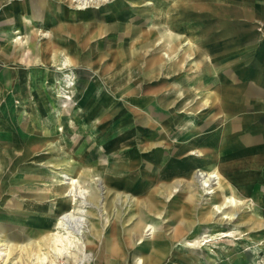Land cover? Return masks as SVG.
Returning a JSON list of instances; mask_svg holds the SVG:
<instances>
[{"label":"rangeland","instance_id":"obj_1","mask_svg":"<svg viewBox=\"0 0 264 264\" xmlns=\"http://www.w3.org/2000/svg\"><path fill=\"white\" fill-rule=\"evenodd\" d=\"M33 1L35 0H7L0 6V13H5L4 18L0 20V33L8 37V42L4 41L3 45L11 44L10 52L15 55L18 51V59L13 62H7L5 58L2 64L0 58V71H5L9 80L20 84L14 90L0 88V159L3 167L0 171V215H32L35 217L32 221L34 224L40 222L48 224L47 222L50 221L47 219L48 216H73L64 218L63 230H60L63 223L58 228L61 233L76 230L80 225L85 226L89 221L96 222L100 230L107 226L114 216L109 208V191L115 182L107 171L110 119L101 121L102 117H94L93 113L89 114L94 110H102L106 116L115 109L122 108L123 104L134 108L139 97L146 96L143 92L120 94L119 89H115V85L124 86L125 79L129 78L126 77L128 74L126 70L139 68V62H134L133 66L130 62L127 61L125 64V61L121 60L116 61L115 66L111 63L112 65L101 74L105 82V87L102 82V88L93 86L97 77L92 74L86 77L83 74V67L82 69L74 67L69 62L67 53L63 51H58L57 54L49 52L47 56L55 55L58 60L47 66L39 62L33 65L28 63L27 58L32 55V48L27 49L30 40L43 44L44 41L54 39L51 23L45 21L53 18L51 11L58 19L62 16L61 11L55 7L63 8L64 12L65 10L70 12L68 21L72 24L83 22L78 12L99 10L97 12L99 13L115 10L120 14L123 11L126 12L127 14H123L120 18L125 19L127 16L129 24L145 27L148 31L157 30L159 32L166 29L171 30L168 27V23L171 22V28L176 33L175 22L187 25L193 21L203 22L207 19L218 18L225 23V26H230L232 33L222 49L219 47L215 49L213 61L222 65L227 74L237 76L236 85L232 87L238 94H245L229 103L225 101L227 96L225 93L223 95L218 93V99L221 100V114L224 117L220 126L228 131L224 137L221 133H216L219 128L215 127L216 124L213 121L205 119L207 105L197 111L184 110V108L175 110L173 118L179 117L186 124L183 127L176 126L168 136L171 153L176 154L184 148V159L192 166L194 172L189 178L180 177L177 180L179 185L175 183L176 189L173 190V195L169 199L166 198L167 196L163 197L165 204L160 207L156 206L151 213H148L149 220L143 227L148 226L149 229H153L149 231L145 229L143 235L144 239L150 243V248L160 249L159 252H153V255L150 254L151 252L148 253L153 257L150 264H264V163L259 166L254 165L253 168L247 167L244 171L240 168L230 170V182L236 188L235 200L238 202L236 201V207L225 208L223 212L229 214L237 212L238 216L227 220L231 216H223L222 212L215 214L216 207L222 204L225 196H230L220 188V184L213 185L212 190L215 189V192L212 194H206V190L202 189L198 182L197 187L195 185L192 190L187 188L193 184L194 177L198 181L196 172L205 171L201 164L205 165L215 161L211 157L212 153L196 152L193 148H186L187 140L189 142L198 140L201 144L209 142L211 145L213 136H215L213 140L217 143L222 140V144L216 143L215 145L222 150L223 154L231 156L238 154L239 151L250 153L249 148L252 145L261 143V136L264 135V83L263 81L260 83L259 80L261 78L264 80V0H204L208 6L216 10L211 17L196 19L188 16V10L172 5L174 0H143L145 4L147 3L143 9H146V13L151 12L148 13L150 18L148 21L146 13L141 11L142 7L131 3L132 0H43L41 6H47L50 12L37 11L36 13L38 15L40 13L42 19L39 21L31 19L28 13L16 15L9 11L11 8L18 9L20 12L31 11L35 8L32 6ZM198 1L203 2V0ZM40 3L38 0V5ZM208 6H205V9L202 7L199 9L204 12ZM100 13L111 18L109 13ZM115 22L117 18L114 15L109 23ZM119 33L121 30L105 32L95 41L99 43L104 39H111L108 49L113 55L116 49L126 43L123 38L117 37L116 41H113L114 36ZM177 34L182 37L187 36L183 31ZM187 34L192 37L189 30ZM55 40L61 43L68 41L65 38ZM128 42H131V39ZM69 43L71 44V41ZM187 43V40L180 43L175 55L180 51L183 52L189 45ZM191 43L198 48L193 37ZM151 50L152 48L149 51ZM86 51L83 52L87 55ZM164 51L162 50L163 53ZM204 52H201V56L194 55L187 58L183 63V68L174 74L168 76L160 74L155 79L146 82L148 84L169 82L173 76L176 81L185 80L196 71L189 69L204 62L203 57L208 54ZM172 59L173 56L168 57L167 61ZM110 62L111 60L102 59L96 64V69L104 71ZM205 66L206 64L202 67L204 70H212L210 66L206 68ZM240 73H243V76H240ZM255 77L256 80H254ZM85 80L88 85L93 86L92 92L88 91V88H82L81 81ZM177 85L174 87L169 84L166 90L167 95L171 98L175 92L179 91L177 88L190 91L192 97L186 98L187 103L184 107H191L188 103L190 101L195 103L200 100V95L195 92H209L213 89L203 85L196 87L192 83L189 88L180 85L179 82ZM237 85L242 86L243 90ZM220 91L230 92L226 88ZM86 92L88 95L85 94ZM84 94L86 101L92 107L89 111L85 99L83 103L86 106L83 105V107L77 100V97H84ZM143 99L140 101L143 108L152 106L156 100L153 97ZM182 100L183 95L178 98V101ZM118 111L120 113L118 116L124 114L128 117L126 112ZM170 116L172 115L167 114V118ZM226 117L232 122H223L226 121ZM232 126L234 129L231 131L229 129ZM46 130L48 134H45ZM140 137L139 134H135L129 139L131 141L130 152L140 147L142 143ZM34 146H36L35 149ZM118 150L119 148L116 147L113 152ZM24 151H28L26 156H23ZM135 155L133 154V157ZM12 160L16 161L15 164ZM137 167L134 166L133 170ZM97 170H100L101 174L97 173ZM37 175L45 177L39 179ZM31 178L34 180L31 181ZM71 179L77 180L75 187L77 195H74ZM119 180L122 182V178ZM118 188L117 193L123 191V188ZM30 189L42 192L46 197L31 199ZM10 190L13 195L8 194ZM167 190L171 191L169 188ZM141 191V189L131 188L129 196H132L131 207L134 209L121 210L126 218L140 216L139 195H144ZM188 192L192 194L190 197ZM123 200L124 198L120 202L123 203ZM172 202L179 207L177 209L175 206L173 216L169 214ZM121 208L124 209V203ZM172 217L174 220L171 219ZM133 220L132 218L131 221ZM138 222L133 221L134 226ZM0 223L13 232L21 225L18 223L15 226H9L1 218ZM69 233L73 237L71 232L67 234ZM172 233L173 237H171ZM86 237L82 238L87 241L90 239V234H86ZM66 239L67 243L71 242L69 238ZM93 241L98 243L96 238H93ZM166 244H169L170 251H165L167 250L164 247ZM139 245L140 242L137 240L136 248ZM95 257L96 251L84 252L80 248V260L76 264L93 261Z\"/></svg>","mask_w":264,"mask_h":264},{"label":"crops","instance_id":"obj_2","mask_svg":"<svg viewBox=\"0 0 264 264\" xmlns=\"http://www.w3.org/2000/svg\"><path fill=\"white\" fill-rule=\"evenodd\" d=\"M6 1L7 0H0V6ZM39 2L41 3L38 5V0L33 1L32 6L35 8L31 11L23 10L22 12H20L18 9L16 10L14 8L9 9V11L16 13V15L28 13L31 19L39 21L42 19L40 17V13L39 15L36 13L37 11L50 12V9L47 6H41V4H43V0H39ZM203 2L205 5L203 4ZM203 2L198 0H174L171 4L176 5L179 9L188 10V16L192 19L200 17H211L214 14V10L216 9L208 6V3H206L204 0ZM131 3H136L138 5L137 7H142L141 11L143 10L146 13V9L143 8L147 3L145 4L143 0H132ZM205 6H208V9H206V11L204 12H201L199 8L202 7V9H205ZM55 8H58V11H61L62 16H59L58 19V17L51 11L50 13L53 14V18L50 20H46L45 22L48 21L51 23V26H49L53 31V40L65 38L68 41L67 43H64V41L63 43H61L59 40H47L44 41L43 44H38L33 42V40H30L27 49L30 50L29 48H32V55L27 58L28 63L33 65V63L37 64L39 62V64L45 63V65L47 66L51 62H55L58 60L57 56L55 55L53 57L47 56L49 52L57 54L58 51H63L67 53L69 62H71L74 67L80 69H82L83 67V74L86 77L90 76L91 74L97 77L96 83L93 86L102 88V82L104 87L105 82L101 74H103L110 67V65H112L111 63H113V65L115 66L114 63L121 60L125 61V64L128 61L133 66L134 62H139V68H131L130 70H126V74L128 73L126 77L129 78L125 79L124 86L118 87L115 85V89H119L118 92L120 94L124 93L128 95L130 93L137 94L143 92L146 93V96L142 98L139 97V100L137 101V103H135L134 108L123 104L122 108L115 109L109 115L107 114V117L104 116L105 112L102 110H94L89 115H92L93 113V115L95 114L94 117H102L101 121H104L107 118L110 119V135L108 139L109 157L107 163V171L110 173L113 180H115L114 183H118L120 189L123 188L122 192L118 191L120 194H123V197L124 195L129 196V193L126 192L127 189L131 190V188H133L135 190H142L141 194L143 193L144 195H140L139 200L140 216H128L127 218L123 216L121 210H125L128 208L127 203H124V209L120 208V216H112L111 221L107 226L103 227L100 230L98 229V224L96 222H87V225H83L82 227L81 237H79L80 235L75 236L74 238L76 240H74V238L72 237H68L71 241V244L67 245L68 248L61 249L57 253L53 250L47 249L46 240L47 237L52 234V232L59 231L58 226L61 216H48L47 219L50 220L49 222H47L48 224L41 222L34 224L32 223V221L35 219V217L32 215H0V218L3 219L9 226H15L16 224L21 223V225L17 227L14 232L13 230L7 229L3 224L0 223V241H6L5 243L9 244L11 248L13 247L15 249L13 251V261H16L18 264H36L39 261L38 258L40 255H43V258L45 260L52 258L54 253H57V255H61L64 252L68 254L70 264H76L80 260V248L84 252L96 251V257L93 261H83L82 264H150L153 257L149 256L148 253L151 252L150 254L153 255V252H159L160 249L150 248V243L144 239L143 232L145 227L143 228V225H147V222L149 220L148 213H151L156 206L160 207L165 204L163 200L165 198L163 197L167 196L166 198L169 199L173 195V190L176 189L175 183L177 184V186L179 185L177 180L180 177L186 176L184 178H189L194 172V170H192V166L184 159V148H182L176 154L171 153V144L168 142V136L172 132L173 128H175L176 126L183 127L186 124L185 121H183L179 117L173 118V113L176 109L181 108H184V110L197 111L207 105L205 119L213 121L214 124H216L215 127L219 128L216 133H221L224 137L225 133H227L228 131L227 129L225 131L223 127L220 126L224 117L221 114V100L218 99V93H221L222 95L225 93L227 95L225 97V101H228L229 103H232L233 99H236V97H242L245 94H238L237 92H235V89H233L234 87H232L233 85H236L235 82L238 79L237 76H234V74H227L222 65H219L213 61V53L215 49L217 47L222 49L224 43H227L226 41L231 37L232 31L230 29V26H225V23L218 18L214 20L207 19L203 22L193 21L188 23L187 25L175 22L177 28L176 33L171 28L172 22L168 23V27H170L171 30L166 29L163 31L161 30L160 32L157 30L148 31L147 29H145V27L129 24L127 16H125V19L120 18L121 16H123V14L127 13L123 11L120 14L115 10L114 12H110L108 10L100 11L109 13L111 15V18H109V16L107 15H103L100 12L97 13L99 10L78 12L79 17L83 19V22L72 24V22L68 21V13L70 12L65 9L64 10L66 12L62 11L63 8ZM148 13L151 12H147L145 15L147 21L150 19L148 17ZM4 15V12L0 13V20L4 18ZM114 15L117 18V22L109 23V21L114 18ZM74 18L72 17V19ZM53 19H55V21H53ZM113 30H121V33L114 36L113 41H116L117 37L123 38L126 43L119 49H116V51L113 52L114 54L112 55V53L108 49V46L112 41L111 39H104V41H99V43H96L95 40L101 34L105 32H111ZM188 30L192 34L194 41H196L198 44V48L196 50L194 44L191 43V35L187 34ZM179 31H183L187 36H180L179 34H177V32ZM130 39L131 42H128V40ZM185 40H187V44L189 45L184 49L183 52L180 51L179 54L175 55L178 45H180V43L182 44ZM4 41L8 42V37L0 33V58L2 64H4L5 58L7 62H13L18 59V51L15 52L16 55L13 52H10L9 47L11 46V44L7 43V45L5 46L3 45ZM70 41L71 44L69 43ZM154 41L156 42L153 43ZM205 47L208 48V50H206ZM151 48L152 50L150 52L149 50ZM162 50H165L164 53L162 52ZM205 50L209 53L207 55H204V62L200 63L198 66H195L192 69H189L191 66L188 67L189 70L196 71L191 76H188L185 80L178 79L179 81H176L173 76L171 80H169V82L161 81L152 84H148L146 82L155 79L160 74L166 76L174 74L175 72L183 68V63L187 58L194 55L201 56V52ZM83 51H86L87 55ZM193 51L195 52V54H193ZM148 52H150V54L147 55ZM171 56H173V59L168 62V57L170 58ZM102 59L111 60V62L110 64H108L104 71H99L96 69V64L99 63V61ZM209 63H214L219 72H217V70L216 72H212V70H204L202 68L205 64L206 66H209ZM126 67H128V65H126ZM210 75H216L218 79L213 85H208L203 82L206 79V76ZM240 76H243V73H240ZM254 80H256V77L254 78ZM262 81L264 83V80L261 78L259 82L262 83ZM81 82L82 88H88V91L92 92L93 86L88 85L86 80ZM177 82H179V84L183 85L184 87L188 86V88L190 86V83H192L193 86L196 87L199 85H203L205 87H212L213 89L209 92H195V94L200 95V100L196 101L195 103H192L190 101L188 103L191 107H184L187 103L186 98L192 97L190 91L177 88V90L179 91L175 92V94L171 98H169V96L167 95L168 92L166 90H168L167 87L169 86V84L177 87ZM19 85L20 84L9 80L5 71H0V88L4 87L14 90L15 88L19 87ZM238 87L243 90L242 86ZM222 88L229 89L230 92L220 91L222 90ZM85 94H87V92ZM85 94L83 95L84 97L80 98L82 100L85 99L86 104L88 103L89 107L87 110L89 111V108L92 107L90 106V103L86 101ZM100 95H102V93ZM181 95H183V100L178 101V98ZM246 95L247 97L249 96L247 93ZM147 97H153L156 100L152 106L143 108V104L140 101L144 100L143 98ZM81 106L83 107L82 104ZM118 110H122V112L124 113L126 112L128 117H126L124 114L122 116H118L120 114ZM167 114L172 116L167 118ZM228 116H230V114H228ZM223 122L232 121H228V117H226V121ZM232 129H234V126H232L229 130L232 131ZM47 131L48 130L45 131V134L49 133H47ZM135 134H139V137L141 136L140 138H142V143L137 150L135 149V151L130 152L129 146L131 145V141H129V139ZM216 137L218 138V136ZM261 137L262 140L260 144H255L254 146L252 145L249 148V152L253 153V157L252 155H249L250 153H246L244 151H239L236 155L233 154L231 156H226L222 153V150L219 149L217 145H215L217 143L215 140H213L215 139V136H213V142L210 141L212 142L211 145L209 144V142L208 144H201L200 142H198V140H195L194 142H189V140H187L188 146L186 148H193L196 152L212 153L211 157L212 159H215V161L212 163L210 162L209 164L207 163L205 165L201 164L203 166L202 169L206 172H218L221 179L220 188L224 189L227 192V195L236 198V188L230 182L231 173L229 172L230 170L233 171L234 168H240L242 171H244L247 169V167L253 168L254 165L259 166L264 163V135H262ZM115 140H119L120 142H115ZM111 142L113 144H111ZM32 144L33 143H31V145ZM217 144H222V140ZM244 145L246 146V143ZM35 147L36 146H34V149ZM116 147H118L119 150L113 152ZM23 153V156H26L28 151H24ZM133 154L136 155L133 157ZM12 161V163L15 164L16 161ZM134 166L138 167L133 170ZM2 168V160L0 159V171L2 170ZM96 172L101 174L100 170H97ZM44 177L45 176L41 177L37 175V178L39 179H43ZM121 178L122 182L119 180ZM195 179L196 177H194L193 184H190V186H188L187 188L192 190L193 187L195 188V185L197 187L198 183ZM30 180L32 181L34 180V178H31ZM114 186V184L111 185L109 191V208L112 212L113 197L118 190L114 189ZM168 188L171 191H168ZM29 192L31 193V199H44L46 197L44 193L39 191L30 189ZM57 193L59 194L60 192ZM8 194L13 195L12 190L8 191ZM190 194L191 193H189V197ZM175 206V202H172L171 206L169 207V214H171V216H173V214L175 213ZM176 207L177 209H179L178 206ZM129 209L132 210L134 208L130 207ZM232 213L237 214V212ZM132 218L134 219V223H136L138 220L139 223L142 222L141 225L138 227L137 223L136 226H134L133 221H131ZM171 219L174 220V217H172ZM83 233L85 234V236ZM86 234H90V239H88L87 241L86 239H83L84 237H86ZM171 237H173V233ZM93 238H96L98 243H95L93 241ZM137 240H139L140 242L138 248H136L135 246ZM18 247L26 248V255L19 256V253L16 249ZM164 247L167 248V250L165 251H170L171 249L169 244L164 245ZM149 248L151 250H149Z\"/></svg>","mask_w":264,"mask_h":264},{"label":"bare ground","instance_id":"obj_3","mask_svg":"<svg viewBox=\"0 0 264 264\" xmlns=\"http://www.w3.org/2000/svg\"><path fill=\"white\" fill-rule=\"evenodd\" d=\"M197 48H195L196 50ZM194 50V51H195ZM206 50H208V48H206ZM205 50L204 53H209ZM193 51V52H194ZM195 53V52H194ZM193 53V54H194ZM123 139V138H122ZM118 141L120 142L119 140H115V142ZM111 144H113L111 142ZM120 144V143H119ZM118 145V144H117ZM125 152V151H124ZM141 164V162H140ZM199 172V173H198ZM196 172V176H197V182L199 183L200 187L204 190H206V194H212L215 192V189L212 190V187L213 185H219L220 184V176L218 174V172H206V171H198ZM129 176V175H128ZM116 177V176H115ZM196 180V179H195ZM76 182L75 180L71 179V185H73V190H74V195H77L76 194ZM114 189H119V184L118 183H114ZM215 188V187H214ZM217 190V189H216ZM71 190H69L70 192ZM125 192V191H124ZM126 192H130V190H126ZM155 192V191H154ZM127 194V193H126ZM140 196V195H139ZM216 196V195H215ZM145 197V196H144ZM143 197V198H144ZM122 198H124L123 200V203H127V207L130 208L132 206V196H127V195H124L123 197V194H119V193H115L114 194V197H113V212H114V216H120V208L122 206L123 203H121L120 201L122 200ZM136 199V198H135ZM139 200V199H138ZM136 201V200H135ZM120 203V204H119ZM237 204H236V200L235 198H233L232 196H227L225 197V199L223 200L222 204H220L219 207H216V211H215V214H219L220 212H222L221 214L223 216H231L229 217L227 220H230V219H233L232 217L233 216H237L238 214H235V213H224L223 211L225 210V208H234L236 207ZM139 212V211H138ZM67 217H73V216H61L60 220H59V227H61V223H63V226L60 230H63L64 228V218H67ZM77 219V218H76ZM139 221V220H138ZM80 223V222H79ZM142 223V222H141ZM141 223L138 222V227L141 225ZM78 224V222H77ZM85 224V223H84ZM80 225V224H79ZM87 225V224H86ZM82 227L83 225H80L79 228H77L76 230H72V231H64V233H58V232H52V234L50 236L47 237V240H46V244H47V249L48 250H53L54 252H59L61 249H64V248H68L67 245H70V243H67V239L68 237H71L70 233L67 234L68 232H71L72 233V238H74L75 236H78L80 234L81 236V230H82ZM144 228V227H143ZM66 229V228H65ZM146 229V231H149V230H152L151 228L149 229L148 226H146L144 228V230ZM152 233V232H151ZM63 234V235H62ZM65 236V237H63ZM74 240H76L74 238ZM6 242V241H5ZM3 241H0V264H18L16 261H13V251L15 250L13 247L11 248V246L7 243H5ZM27 246V245H26ZM17 249V252L19 253V256L20 255H26L27 253V249L24 248V247H18L16 248ZM29 252V251H28ZM31 252V251H30ZM37 253V252H36ZM57 253H54L52 258L50 259H45L44 260V256L43 255H40L39 256V261L36 263V264H60V261L62 260L63 262H67L68 264H70L69 262V258H68V254L67 253H63L61 255H57ZM34 254V253H33ZM37 255V254H36ZM35 255V256H36ZM137 260V259H136ZM139 260V259H138ZM142 261V259H141ZM21 262V261H20ZM142 263V262H141Z\"/></svg>","mask_w":264,"mask_h":264},{"label":"water","instance_id":"obj_4","mask_svg":"<svg viewBox=\"0 0 264 264\" xmlns=\"http://www.w3.org/2000/svg\"><path fill=\"white\" fill-rule=\"evenodd\" d=\"M209 66L212 68V72H219L218 68L215 67L216 65L214 63H209ZM217 77L216 75H210V76H206V79L203 81L204 83L208 84V85H213L216 81H217ZM78 101L80 102V104L86 106V104L83 103V100L80 97H77Z\"/></svg>","mask_w":264,"mask_h":264},{"label":"built area","instance_id":"obj_5","mask_svg":"<svg viewBox=\"0 0 264 264\" xmlns=\"http://www.w3.org/2000/svg\"><path fill=\"white\" fill-rule=\"evenodd\" d=\"M60 264H68L67 262H63L62 260L60 261Z\"/></svg>","mask_w":264,"mask_h":264}]
</instances>
